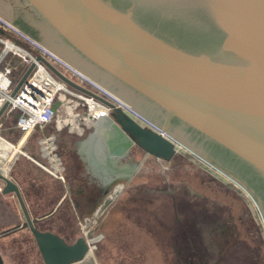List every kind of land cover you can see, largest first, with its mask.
<instances>
[{"label": "water", "instance_id": "1", "mask_svg": "<svg viewBox=\"0 0 264 264\" xmlns=\"http://www.w3.org/2000/svg\"><path fill=\"white\" fill-rule=\"evenodd\" d=\"M1 6L14 9L13 19L69 76L83 75L156 129L120 110L115 117L87 113L88 121L117 130L124 149L142 147L162 159L187 150L241 188L264 223V0H0ZM12 128L16 145L24 131L15 122ZM110 189L108 182L102 193ZM24 213L26 220L5 232L29 229L45 264H80L91 252L85 236L68 242L39 229L49 215Z\"/></svg>", "mask_w": 264, "mask_h": 264}, {"label": "rangeland", "instance_id": "2", "mask_svg": "<svg viewBox=\"0 0 264 264\" xmlns=\"http://www.w3.org/2000/svg\"><path fill=\"white\" fill-rule=\"evenodd\" d=\"M1 7L4 17L13 20L14 9ZM75 80L91 88L80 78ZM65 95L67 102L59 110L75 111L81 102ZM14 121L15 117L5 124L10 128ZM79 126L87 136L88 124ZM14 134L12 140L17 138ZM42 139L36 133L33 141L41 144ZM192 159L181 154L167 162L150 158L97 221L96 211L74 214L70 209L45 226L64 234L68 242L83 235L89 238L91 252L80 264H264V223L255 203L217 170ZM90 177L82 175L85 181ZM109 193L101 202L114 192ZM89 221L93 224L88 227ZM145 234L165 245L134 244ZM29 240L23 248L12 247L4 254L33 264L39 252L32 234Z\"/></svg>", "mask_w": 264, "mask_h": 264}, {"label": "crops", "instance_id": "3", "mask_svg": "<svg viewBox=\"0 0 264 264\" xmlns=\"http://www.w3.org/2000/svg\"><path fill=\"white\" fill-rule=\"evenodd\" d=\"M2 14L5 15L4 12ZM58 68L67 76L66 70ZM64 104V101L58 100L55 119L47 125L35 128L16 145H13L14 140L11 139V135L14 136L17 130L9 128L8 124L3 126V137L0 138V171H3L5 179L0 178V233L4 234L0 237V245L3 247L0 256L5 264L28 263L23 258L14 260L13 255L8 257L3 252V250L10 251L12 247L23 248L31 241L29 235L32 233L27 228L11 233L5 232L26 220L24 208L33 219L41 215H49L39 220L37 226L42 230L57 232L45 226L55 215L65 214L70 209L74 214L94 213L101 206L102 198L107 193L114 192L109 197L110 200L121 197L125 183L133 182L140 166H144L150 158L158 162H167L181 154L193 161V155L183 148H178L170 159H162L142 147L124 149L121 145L123 137L117 130L108 126L104 132L98 129L94 122L86 120L79 111H71L67 108L59 110V106ZM81 121L88 124L87 136L80 129ZM36 133L43 135L42 145L33 141ZM20 147L24 148L26 154L35 158L20 153ZM15 153L17 155L12 158ZM115 156L123 159L119 165L117 164L123 170L118 166V168L114 166V169L105 166V161ZM56 171L61 172L62 176L56 175ZM84 173L91 176L87 181L82 179ZM94 173L98 176H94ZM108 182H111V189L103 194V185ZM57 233L64 236L61 232ZM134 244L159 246L161 242L156 237L145 234ZM36 246L39 257L37 256L33 264H45L37 242ZM83 264L89 262L85 261Z\"/></svg>", "mask_w": 264, "mask_h": 264}, {"label": "built area", "instance_id": "4", "mask_svg": "<svg viewBox=\"0 0 264 264\" xmlns=\"http://www.w3.org/2000/svg\"><path fill=\"white\" fill-rule=\"evenodd\" d=\"M53 67L58 70L61 67L69 76L68 70L52 53L0 13V138L5 122L14 117V122L24 131V137L35 128L51 123L56 116V102L66 103V93L81 102L75 111H82L84 117L87 113L95 117L113 116L120 110L141 125L156 129L138 112L83 75L70 73L69 78L89 93L66 83ZM76 78L91 88L77 82ZM55 174L62 176L58 171ZM88 242L91 246L90 240Z\"/></svg>", "mask_w": 264, "mask_h": 264}, {"label": "flooded vegetation", "instance_id": "5", "mask_svg": "<svg viewBox=\"0 0 264 264\" xmlns=\"http://www.w3.org/2000/svg\"><path fill=\"white\" fill-rule=\"evenodd\" d=\"M13 21V23L16 25V26H18L23 32H25V33H27V34H30L31 36H33L34 38H37V36L35 35V33L34 32H32L30 29H28L27 27H25V25H23V23H20L19 22V19L18 18H15V19H13L12 20ZM29 22V21H28ZM28 24H30V25H32L30 22L28 23ZM29 25V26H30ZM123 159H121L119 156H115L114 158H109L107 161H105L106 162V166L109 168V169H114V166H118L120 163H121V161H122ZM118 164V165H117ZM119 168H121V170H123V168L121 167V166H118ZM117 167V168H118ZM107 168V169H108ZM125 169V168H124ZM94 176H98L96 173H94L93 174ZM108 197V196H107ZM107 197H105L104 199V201L102 202V204H101V206L99 207V208H97L96 209V214H95V217L98 215V217L96 218V221L101 217V215L103 214V212H104V210H106V209H108V207L112 204V202H113V200H110L111 198H107ZM110 200V202H107V200ZM91 222H92V224H93V221H89L88 222V227L91 225ZM95 223V222H94ZM87 227V228H88ZM84 236V235H83ZM86 237V236H85ZM87 238V237H86ZM88 239V241H89V238H87Z\"/></svg>", "mask_w": 264, "mask_h": 264}, {"label": "trees", "instance_id": "6", "mask_svg": "<svg viewBox=\"0 0 264 264\" xmlns=\"http://www.w3.org/2000/svg\"><path fill=\"white\" fill-rule=\"evenodd\" d=\"M162 245H165V244H161V246H162ZM163 255H164V253H163ZM163 255H162V256H163ZM165 257H167V256H164V258H165ZM158 258H159V257H158ZM164 258L162 259V262H163V263H164V261H165ZM159 259H160V258H159ZM207 263H208V262H207ZM207 263L204 262V264H207Z\"/></svg>", "mask_w": 264, "mask_h": 264}, {"label": "bare ground", "instance_id": "7", "mask_svg": "<svg viewBox=\"0 0 264 264\" xmlns=\"http://www.w3.org/2000/svg\"><path fill=\"white\" fill-rule=\"evenodd\" d=\"M73 117V116H72ZM74 123V122H73ZM80 123H87V122H85V121H81Z\"/></svg>", "mask_w": 264, "mask_h": 264}]
</instances>
